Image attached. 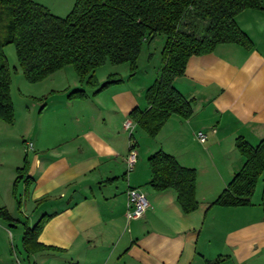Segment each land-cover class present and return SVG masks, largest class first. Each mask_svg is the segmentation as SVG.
<instances>
[{
    "label": "crops",
    "instance_id": "crops-1",
    "mask_svg": "<svg viewBox=\"0 0 264 264\" xmlns=\"http://www.w3.org/2000/svg\"><path fill=\"white\" fill-rule=\"evenodd\" d=\"M235 19L252 47L221 43L190 56L174 85L190 100L192 114L170 115L154 136L131 112L147 109L145 91L156 78L143 88L131 82L134 76L119 75L112 78L120 81L96 91L65 66L36 83L24 78L28 85H21L38 88L30 98L18 91V112L11 79L14 118L0 119V209L10 216L0 215V264H264L257 186L264 170L251 205L209 204L243 165L236 137L253 145L264 137V0ZM113 74L95 80L101 84ZM75 89L84 94L69 95ZM126 118L137 152L131 171ZM199 130L204 142L196 137ZM158 150L196 170L195 210L183 211L173 187L150 184L148 157ZM129 187L149 201L139 219L125 216ZM42 218L37 241L44 247L27 252L22 246L18 256L13 241L22 244L25 230Z\"/></svg>",
    "mask_w": 264,
    "mask_h": 264
},
{
    "label": "trees",
    "instance_id": "trees-1",
    "mask_svg": "<svg viewBox=\"0 0 264 264\" xmlns=\"http://www.w3.org/2000/svg\"><path fill=\"white\" fill-rule=\"evenodd\" d=\"M261 7L262 0H74L68 13L58 16L35 0H0V119L11 123L14 118L11 69L4 53L7 45H14L18 66L28 82H39L71 65L80 81L96 86L99 91L120 79L108 76L97 84L96 68L106 63L127 62L132 77L143 45L163 35V65L157 79L145 91L147 109L131 112L132 119L149 136H154L170 115L192 114L190 100L174 85V80L184 74L189 57L210 53L221 43L251 48L250 38L235 18L244 9ZM83 94V89L69 93ZM129 136L134 144L132 133ZM235 147L244 157L243 165L210 205L252 204L264 170V137L253 145L238 136ZM148 163L152 186L173 187L184 212L197 208L194 168L181 166L162 150L152 153ZM25 169L26 162L18 173ZM259 205L264 215V179ZM0 215L10 219L5 209H0ZM44 221L42 218L25 230L22 245L27 252L44 247L37 241Z\"/></svg>",
    "mask_w": 264,
    "mask_h": 264
},
{
    "label": "rangeland",
    "instance_id": "rangeland-1",
    "mask_svg": "<svg viewBox=\"0 0 264 264\" xmlns=\"http://www.w3.org/2000/svg\"><path fill=\"white\" fill-rule=\"evenodd\" d=\"M36 1L43 2L47 5L49 4V8L51 9L52 13L58 16H65L74 3V0H36ZM163 45H164L163 35H157L149 43H145V45H143L139 57L137 58L136 61V73L133 75L134 79L131 82L133 83L138 82L136 83L138 84V87H143V86L146 87L148 84L152 83V81L155 78L157 79V77L160 74L161 66H162L161 51ZM4 53L7 58V63L11 69V79H12L11 87H12L13 101L15 108L18 112L19 111L18 109L21 108V106L18 104V99L20 97L18 91H20V93H22L23 95L27 96L30 93L34 92L38 87L37 85L35 86L29 85L30 87H27L28 83L30 82L27 83V81L24 79L22 75L21 69L18 66L14 45L13 44L7 45L4 48ZM14 66H16L17 68L15 69ZM66 68H70L73 74L77 75V73L75 72L74 68L71 65H68V67ZM109 73H114L113 75H110L111 77H116L119 75H123L126 77L129 76L130 66L127 62H123L119 64L106 63L95 69L94 76L106 77ZM77 77L79 78L78 75ZM21 82H23L24 84L26 82L27 85L26 86L21 85ZM84 83L85 82H83L82 85L86 88ZM174 84L176 85V82H174ZM27 98H30V96H27ZM0 123L2 122L0 121ZM19 128H20V124H19ZM257 186H259L258 190L259 188L261 189L262 187L261 179L259 180V184ZM258 193L259 191L257 192L256 195H254L253 201L254 200L257 201V197L259 196ZM13 242L14 244L12 246L13 247L12 249L15 251V253L18 256H21V254L23 253V249H22L23 245L18 240H14Z\"/></svg>",
    "mask_w": 264,
    "mask_h": 264
},
{
    "label": "built area",
    "instance_id": "built-area-1",
    "mask_svg": "<svg viewBox=\"0 0 264 264\" xmlns=\"http://www.w3.org/2000/svg\"><path fill=\"white\" fill-rule=\"evenodd\" d=\"M123 128L128 131L129 135L132 133L133 123L129 118H126L123 121ZM196 137L200 142H204L206 140V134L201 130L196 132ZM26 146L30 149L32 148V143L27 142ZM136 160L137 152L132 145V142H130L129 150L126 156L127 171L132 170ZM148 207L149 201L146 193L137 187H129L127 190V200L125 204L126 219L132 220L141 218L145 214Z\"/></svg>",
    "mask_w": 264,
    "mask_h": 264
}]
</instances>
